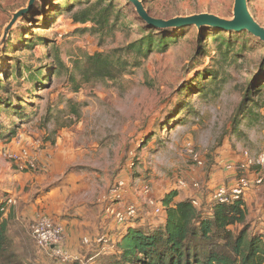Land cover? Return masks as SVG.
I'll return each instance as SVG.
<instances>
[{
  "label": "rangeland",
  "instance_id": "374dc122",
  "mask_svg": "<svg viewBox=\"0 0 264 264\" xmlns=\"http://www.w3.org/2000/svg\"><path fill=\"white\" fill-rule=\"evenodd\" d=\"M75 1L73 11H79L85 2ZM139 1L155 20L235 18V0ZM65 2L0 0V99L18 101L16 109H0V206L19 258L27 264L61 262L38 249L31 235L35 220L52 219L38 198L59 187L65 192L53 214L87 206L95 223L102 216L111 222L110 210L129 206L137 215L124 226L137 219L163 223L171 193L191 192L189 199L200 207L242 178L252 183L242 195L249 210L263 209L264 184H254L263 169L242 166L247 155L258 158L264 150V42L247 31L211 26L153 28L130 0H106L118 18L104 33H91V23L73 22ZM247 4L264 28V0ZM175 30L177 39L165 50L155 49L122 77L83 79L85 55L112 54L149 31L159 42ZM31 148L36 170H21L5 157ZM105 235L99 231L93 242L84 240L85 251L98 256L102 248L114 250L118 240ZM86 255L73 262L88 264Z\"/></svg>",
  "mask_w": 264,
  "mask_h": 264
},
{
  "label": "trees",
  "instance_id": "16d2710c",
  "mask_svg": "<svg viewBox=\"0 0 264 264\" xmlns=\"http://www.w3.org/2000/svg\"><path fill=\"white\" fill-rule=\"evenodd\" d=\"M72 2L76 1L66 0L65 8L72 13L73 22L80 25L92 24V27L86 30L88 32L104 33L112 17L118 18L113 3L106 4V0L96 2L84 0L85 3H81L83 8L79 11H73ZM176 39V30L170 33V38L162 36L159 42L149 31L139 41L128 45L127 48L116 49L112 54L97 52L94 55H85L83 79L114 81L122 77L129 66L140 67L142 58L147 59L157 48L165 50L169 40ZM125 55L133 59L128 60ZM56 61L66 68L60 59ZM80 66L78 62L75 63L76 68L80 69ZM70 78L75 82V75H71ZM2 86L0 85V88ZM0 100V109L4 105L16 109L18 105L17 99ZM240 110L241 108L235 117L242 114ZM176 194L177 192H173L164 200L167 212L164 224L159 223L158 226L151 228L138 226L136 223L137 227L122 231L121 239H118L114 250L102 248L98 256L89 257L90 261L85 262L88 264H91L90 262H93L92 264H264V233L255 234L251 231L247 218L248 207L242 196L239 199H232L229 203L212 200L196 207L194 198L172 204ZM4 206H0V264H27L15 252L9 233V219L4 218Z\"/></svg>",
  "mask_w": 264,
  "mask_h": 264
},
{
  "label": "crops",
  "instance_id": "0c3cea01",
  "mask_svg": "<svg viewBox=\"0 0 264 264\" xmlns=\"http://www.w3.org/2000/svg\"><path fill=\"white\" fill-rule=\"evenodd\" d=\"M44 159L46 160V157H44ZM221 172L222 171H218L214 174L211 183L213 184L212 187L217 185V179L221 177ZM226 174H230V173H226ZM250 178H254V175H251ZM234 186L235 183L231 186L232 189L234 188ZM61 189L62 188L59 187L58 189L52 190L51 192L48 193L43 192V196H40L38 198L37 203L40 205L41 209H48V211L44 214L45 216L51 217L55 222L60 223L64 227L65 240L62 244V247L65 253H67L72 258L79 260L80 258H82V255H85V252L87 254L86 256H90L93 251L90 252V249L88 251H85L86 249L84 247V240L85 242L86 241L93 242L92 237L94 236L95 233L97 234L99 231L106 232L107 235L105 236L109 238L111 236V238L114 241H116L118 239L119 240L121 239L120 236L122 235L121 234L122 231L124 232L126 229L137 227L136 224H130L124 226V224H120L116 219L110 222L107 221L106 219L107 217L105 218L104 216H102L101 219H98V221H96L95 223L93 218L94 209L87 206H69V208L66 209V211H62L61 214L59 215L53 214V210H59L57 204L60 202L63 196L62 192L63 193L65 192ZM190 197H191V192H186L185 197L178 195L175 197L173 204H177L181 201L189 199ZM65 200L63 203H65ZM247 207L249 206L247 205ZM260 208H263V206L261 205ZM247 218L249 224L251 225V231L253 233L255 234L264 233L263 230L264 225L263 223L261 224V221L264 220V208L258 209L256 210V212H251V210H249L248 208ZM137 222H138V226H145V227L150 226L151 228H154L159 224V222H157L156 220H148V221L138 220ZM165 222L166 219L163 221V224ZM92 256L93 255H91L90 257Z\"/></svg>",
  "mask_w": 264,
  "mask_h": 264
},
{
  "label": "built area",
  "instance_id": "2783aa9c",
  "mask_svg": "<svg viewBox=\"0 0 264 264\" xmlns=\"http://www.w3.org/2000/svg\"><path fill=\"white\" fill-rule=\"evenodd\" d=\"M32 150L34 149L23 150L20 154L6 153L5 157L10 159L9 161L15 163L21 170L33 171L37 169L38 159L36 155L33 154L34 152H32ZM250 166H259L263 169L262 174L257 178L254 184H264V150L258 158H250L247 155L246 164L242 166V168ZM251 186L252 183L247 178H242L233 189H230V191L221 188L215 194L213 201L229 203L232 199H239ZM194 204L198 206L196 201ZM110 213L114 215L118 222L123 223L135 218L137 210L135 207L129 206L124 210L112 209ZM31 235L38 249L48 251L51 257L57 261H61L60 263H69L78 260L65 253L62 247L65 240V229L60 223L55 222L53 219L41 217L35 220L31 228ZM99 242L105 244L108 240L104 238V240H100ZM86 243L89 244V241H86Z\"/></svg>",
  "mask_w": 264,
  "mask_h": 264
},
{
  "label": "water",
  "instance_id": "95a60500",
  "mask_svg": "<svg viewBox=\"0 0 264 264\" xmlns=\"http://www.w3.org/2000/svg\"><path fill=\"white\" fill-rule=\"evenodd\" d=\"M136 7L138 15L153 28H185L190 26H211L225 31H247L264 42V28L260 26L249 12L247 0H235L234 20L227 21L214 15L202 14L189 18H176L169 21L155 20L147 13L139 0H130Z\"/></svg>",
  "mask_w": 264,
  "mask_h": 264
},
{
  "label": "bare ground",
  "instance_id": "6f19581e",
  "mask_svg": "<svg viewBox=\"0 0 264 264\" xmlns=\"http://www.w3.org/2000/svg\"><path fill=\"white\" fill-rule=\"evenodd\" d=\"M136 13H137V9H136Z\"/></svg>",
  "mask_w": 264,
  "mask_h": 264
}]
</instances>
